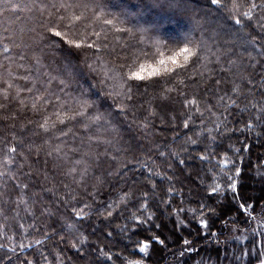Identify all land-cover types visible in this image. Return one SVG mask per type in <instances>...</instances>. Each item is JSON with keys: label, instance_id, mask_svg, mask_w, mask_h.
<instances>
[{"label": "snow or ice", "instance_id": "snow-or-ice-1", "mask_svg": "<svg viewBox=\"0 0 264 264\" xmlns=\"http://www.w3.org/2000/svg\"><path fill=\"white\" fill-rule=\"evenodd\" d=\"M152 6L186 18L195 28L193 37L165 39L158 27L137 31L121 27L125 21L107 12L103 0H0V17L12 14L9 24L28 21L27 28L21 29L27 40L22 36L21 43L16 45L22 49L20 60L26 63L16 64L14 69V61L8 58V64H0V85H3L0 97L4 101L0 102V122L12 129L18 126L11 141H3L0 187L5 190L0 191V204H15L17 215L23 205V210L32 215V209L48 193L71 209L66 227L79 231L78 225L82 227L93 215L91 209L97 203L96 195L105 183L103 173L113 175L104 165L118 158L124 123L129 128L147 129L158 112L171 110L173 93L184 98V107L197 105L199 100L195 95L191 100L187 98L186 90L190 87L202 88L204 95L222 90L218 102L225 112L233 115L231 109H238L241 114L254 111L256 123L250 120L245 128L264 126V104L255 101L256 95L264 99V83L257 88L251 74L245 76L233 71L237 66L233 46L242 41L240 47L250 59L255 58L246 47L249 44L260 57L249 67L259 65L264 73V0H206L199 11L189 0H152ZM119 33L126 34L134 43H121ZM145 33H148L146 38ZM257 38L259 49L255 47ZM73 59L76 64L72 63ZM78 67L87 69L91 81L87 87L79 79ZM229 75L243 81L244 86L233 84L226 88ZM261 79L264 80V75ZM16 81L23 84L18 85ZM216 107L209 103L205 111L211 113ZM196 110L203 117L204 112L199 107ZM184 127H189L187 121ZM200 159L209 157L202 155ZM239 171L237 168V175ZM218 187H212L209 195L216 193ZM229 187L234 189L235 184ZM132 195L125 192L112 203H102L94 214L110 224L115 212L127 210ZM148 195L144 193L143 201L131 214L134 235H140L136 231L140 225L153 220L152 212L142 219L149 207ZM86 197L92 203H85ZM3 213L4 208L0 207V214ZM200 224L208 226L204 219ZM127 230V225L121 228V231ZM107 235L110 237L113 232L109 230ZM64 238L60 236L61 240ZM86 240L82 234L72 244L81 255L80 246ZM153 241L165 245L159 235L143 236L132 242L131 249L129 245L124 246L127 255L119 256L104 248L98 251L108 261L118 255L120 264H147ZM183 243L191 245L192 242L185 239ZM57 261L63 264L59 256ZM259 264H264V259H259Z\"/></svg>", "mask_w": 264, "mask_h": 264}, {"label": "trees", "instance_id": "trees-1", "mask_svg": "<svg viewBox=\"0 0 264 264\" xmlns=\"http://www.w3.org/2000/svg\"><path fill=\"white\" fill-rule=\"evenodd\" d=\"M103 3L107 12L125 21L121 27L133 31L158 27L165 39L170 37L173 40L193 37L195 32L194 26L186 18L174 11L153 7L152 0H103ZM189 3L199 11L206 5V0H189ZM11 19V13L0 17V64H8V58H11L15 69L16 64L26 63L20 60L22 49L16 45L21 43L22 36L27 40L21 29L27 28L28 21L9 24ZM170 22L188 27V30L177 32L175 26L165 25ZM117 35L121 43H134L124 33ZM147 35L145 33V38ZM257 39L255 47L259 49ZM241 43L237 41L233 46L234 58L237 60L233 71L245 76L251 74L255 86L259 88L264 83L261 79L264 73L259 65L252 68L249 64L260 60V57L249 44L246 47L255 58L250 59L242 51ZM72 63L76 64V60L73 59ZM23 71V68L19 69L21 74ZM77 71L81 83L87 87L91 82L87 69L78 67ZM229 80L226 88H231L233 84L244 86V82L236 76L229 75ZM16 83L22 85L23 81ZM186 92L189 100L195 95L199 103L184 107V98L173 93L175 99L169 104L171 110L158 112L151 118L147 129L138 126L129 128L127 122L124 123L119 145L121 151L116 154L118 158L104 165V169L113 175L103 173L105 183L102 191L96 195L97 203L91 209L93 215L85 220L82 227L78 225L79 231L66 227L71 209L48 193H44V198L32 209V215L23 210V205L19 207L17 215L15 204H0L4 208V213L0 214V264H27V261H32V264H58L57 256L63 264H76L79 261L88 264H120L119 256L127 255L124 252L125 245L131 249L133 241L155 235L162 239L166 236L168 241L164 239L165 245L154 241L150 243L147 264H259V259L264 257L258 247L251 243L260 238L258 235L253 237L251 231L256 221L264 216V126L256 124L251 130L245 128L250 120L256 123L254 111L241 114L238 109H231L233 115L225 112L223 105L218 102V96L223 95L222 90L204 95L202 88L190 87ZM26 95L22 93V96ZM255 101L264 104V99L259 95L255 96ZM0 102H4L2 97ZM209 103L217 105L211 113L205 111ZM197 107L204 112L203 117L197 112ZM185 121L189 124L188 128L184 127ZM14 131H18V126L12 129L0 122V157L5 147L3 141H11ZM193 140L196 143H192ZM202 155L209 159L201 160ZM237 168L240 170L239 175L236 174ZM229 176L232 180L228 179ZM232 183L235 184L234 189L229 187ZM217 185V192L209 195L211 188ZM4 190L0 187V191ZM125 192L133 194L126 211L115 212L110 224L97 218L94 214L96 207L118 200ZM145 192L149 193V207L142 219L152 212L153 220L140 225L136 230L140 235H134L130 217L143 201ZM12 199H15L14 194ZM84 202L92 203L87 197ZM209 208L214 211L209 212ZM49 212L52 215H48ZM201 219L207 221V227L201 226ZM62 224L65 227H61ZM124 225L128 227L126 232L121 231ZM109 230L113 232L110 237L107 235ZM82 234L87 237L80 246L83 255L72 247ZM236 234L248 236L249 239L237 241L233 237ZM61 235L65 237L63 240L60 239ZM185 239L191 241V245H185ZM37 240L41 243L37 244ZM100 248L119 256L113 255V260L108 261L100 255Z\"/></svg>", "mask_w": 264, "mask_h": 264}, {"label": "rangeland", "instance_id": "rangeland-1", "mask_svg": "<svg viewBox=\"0 0 264 264\" xmlns=\"http://www.w3.org/2000/svg\"><path fill=\"white\" fill-rule=\"evenodd\" d=\"M163 25H164V24H163ZM165 25L175 26L174 28H175V30H176L177 32H178V31H179V32H183V31L186 32V31L188 30V27H183V26L177 24L176 22H170V23L165 24ZM246 186H248V184H247ZM165 216H166V214L164 215V217H165ZM166 225L169 226V224H167V222H166ZM253 229L256 230L255 233H253V232L251 231V233L253 234V237H254L255 235H258V237L260 238V240H258L257 242H256L255 240H253L255 243H253V241H252L251 245H254V246L258 247V251H259V253L261 254L262 257H264V235H261V233L264 232V216H263V217H260V218L256 221V223H255ZM233 237L236 238L237 241H240V242L249 239L248 236H245V235H241V236H239L238 234H236V235L233 236ZM164 239L166 240V242L168 241V239L166 238V236H164ZM76 264H88V263H86V262H84V261H79V262L76 263Z\"/></svg>", "mask_w": 264, "mask_h": 264}]
</instances>
